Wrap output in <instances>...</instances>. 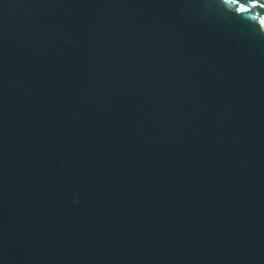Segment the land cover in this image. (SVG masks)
<instances>
[{"label":"water","instance_id":"95a60500","mask_svg":"<svg viewBox=\"0 0 264 264\" xmlns=\"http://www.w3.org/2000/svg\"><path fill=\"white\" fill-rule=\"evenodd\" d=\"M0 264H264V0H0Z\"/></svg>","mask_w":264,"mask_h":264}]
</instances>
